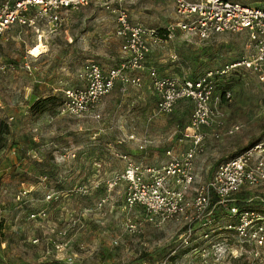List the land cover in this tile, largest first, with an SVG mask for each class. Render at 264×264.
Segmentation results:
<instances>
[{"label": "rangeland", "instance_id": "obj_1", "mask_svg": "<svg viewBox=\"0 0 264 264\" xmlns=\"http://www.w3.org/2000/svg\"><path fill=\"white\" fill-rule=\"evenodd\" d=\"M239 1L264 6V0ZM121 8L130 21L147 26L178 21L173 0H90L62 11L55 28L46 18L38 20L48 34V55L26 52L33 48L35 31L13 25L0 36V124L9 128L8 142L0 149V264H142L145 259L161 264L180 241L179 223L156 227L144 220L139 206L125 208L122 174L128 160L159 166L185 148L179 135L190 121L191 100H179L163 113L146 85L118 82L98 110L84 117L58 109L37 119L30 115L36 99L62 97L65 87L78 86L86 61L107 68L125 59L115 34ZM174 34L150 54L164 76L195 79L248 53L246 32L201 40L174 27ZM224 90L231 96L218 106L223 124L204 128L208 136L195 159L196 182L189 196L223 160L264 137V79L239 68L217 79L216 93ZM232 198L239 208L260 216L248 218L249 232L262 226L264 234V177ZM128 217L135 219L133 233L124 232ZM212 218L216 224L207 228L212 238L198 239L196 254L178 252V264H264V240L254 245L223 229L225 223H239L226 205L215 203ZM202 231L197 225V235Z\"/></svg>", "mask_w": 264, "mask_h": 264}, {"label": "built area", "instance_id": "obj_2", "mask_svg": "<svg viewBox=\"0 0 264 264\" xmlns=\"http://www.w3.org/2000/svg\"><path fill=\"white\" fill-rule=\"evenodd\" d=\"M88 1L2 0L0 36L13 25L37 30L41 18H46L48 25L55 28L61 20L63 9H77ZM173 2L178 21L164 27V38L158 27L132 22L125 9H117L115 34L121 52L126 54L125 59L107 68L96 61H86L79 74L82 84L64 89L62 104L58 108L61 114L81 118L93 113L98 103L118 82L140 86L142 78L134 71L147 66V59L155 46L165 44L175 36L174 27L190 31L201 40L222 32L247 33V54L218 69H210L195 79L164 76L154 66L147 67L158 111L169 113L176 102L183 99L191 100L194 105L190 121L179 135L181 140L186 141L182 151L171 155L168 150L167 154L171 156L159 166L138 165L128 160L122 174L127 185L123 198L125 208L139 206L144 212V220L156 227L169 222L180 224V241L162 259L161 264H178V252L184 251L182 256L188 254L187 251L196 254L201 249L198 239L212 238L207 228L216 224L212 218L215 203L218 206L226 205L230 214L239 220L238 225L223 224L224 230L233 231L234 236L247 238L254 245L264 240L262 226H258L253 233L249 232L250 219L260 220V216L254 210L239 208L232 198L243 186L255 184L264 177V137L237 155L223 160L209 180L196 188L194 195L189 196L196 182L195 159L208 136L204 128L223 124L218 106L231 96L229 91L220 95L216 93L217 79L239 68L248 69L264 79V6L239 0ZM41 35L45 36L38 34L37 43ZM27 68L30 69L29 64ZM234 129L228 128L227 132ZM212 134L218 136L216 132ZM129 138H134V134L131 133ZM197 225L203 229L199 235ZM136 229L135 219L128 217L124 232L133 233ZM216 245L221 246L213 243L212 247ZM202 249L204 252L205 249ZM142 264H149V259H145Z\"/></svg>", "mask_w": 264, "mask_h": 264}, {"label": "trees", "instance_id": "obj_3", "mask_svg": "<svg viewBox=\"0 0 264 264\" xmlns=\"http://www.w3.org/2000/svg\"><path fill=\"white\" fill-rule=\"evenodd\" d=\"M158 31H159L160 35L164 38V34L166 33V29L164 27H158ZM211 69H213V68H211ZM208 70H210V69H207L206 71H208ZM224 91H226V90H224ZM61 104H62V98L58 97L56 95H47L44 97H40V98L36 99L30 105V115L33 119H37L43 113H50V114L54 113L60 107ZM8 134H9V128H8L7 124L1 123L0 124V149L6 146V144L8 142V138H7Z\"/></svg>", "mask_w": 264, "mask_h": 264}, {"label": "crops", "instance_id": "obj_4", "mask_svg": "<svg viewBox=\"0 0 264 264\" xmlns=\"http://www.w3.org/2000/svg\"><path fill=\"white\" fill-rule=\"evenodd\" d=\"M66 10H68V9H63V11H66ZM37 27V30H35V29H28L27 27H20L19 29H26V30H28V31H35V33H36V35H35V37H34V44L32 45V47H34L36 44H37V35L38 34H44L45 36H46V38H47V51H45L42 55H40V56H44V55H48L49 54V52L51 51V49H50V43H49V41H48V34L46 33V31L45 30H43L42 28H39V26L37 25L36 26ZM21 32V31H20ZM26 52L29 54V55H32L30 52H31V50L29 49V50H26ZM33 56V55H32ZM39 56V57H40ZM150 56L151 55H149V58L147 59V66L143 69V70H139V71H134L137 75H139L141 78H142V75L141 74H143V73H145V75H146V78H142V83L141 84H144V85H146L147 86V88L150 90V92H152L153 94H154V92L152 91V87H151V85H150V80H149V77H148V73H147V67L148 66H150V65H152V66H154L153 65V62L150 60ZM33 57H35V56H33ZM222 67V66H221ZM82 84V82H80V84L79 85H81ZM68 87H72V86H67V87H65L64 89H66V88H68ZM63 89V90H64ZM154 96H155V100H156V95L154 94ZM96 110H98V106H97V108H96ZM156 110H158L157 109V100H156ZM133 134H134V132H132ZM131 134V133H130ZM129 134V135H130ZM129 135H128V138H129ZM134 137H135V134H134ZM131 139V138H130ZM186 146V145H185Z\"/></svg>", "mask_w": 264, "mask_h": 264}, {"label": "bare ground", "instance_id": "obj_5", "mask_svg": "<svg viewBox=\"0 0 264 264\" xmlns=\"http://www.w3.org/2000/svg\"><path fill=\"white\" fill-rule=\"evenodd\" d=\"M45 51H47V40L45 38V36L41 35L39 37V42L37 43V45H35L32 50H31V54L35 57H39L40 55H42Z\"/></svg>", "mask_w": 264, "mask_h": 264}]
</instances>
